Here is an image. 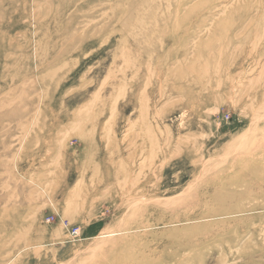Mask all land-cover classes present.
Wrapping results in <instances>:
<instances>
[{
  "label": "rangeland",
  "instance_id": "1",
  "mask_svg": "<svg viewBox=\"0 0 264 264\" xmlns=\"http://www.w3.org/2000/svg\"><path fill=\"white\" fill-rule=\"evenodd\" d=\"M257 137L264 0H0V264H264Z\"/></svg>",
  "mask_w": 264,
  "mask_h": 264
},
{
  "label": "bare ground",
  "instance_id": "2",
  "mask_svg": "<svg viewBox=\"0 0 264 264\" xmlns=\"http://www.w3.org/2000/svg\"><path fill=\"white\" fill-rule=\"evenodd\" d=\"M247 146L249 147V151H248L249 153L245 154L244 156H241L240 158L246 159V158H249L250 155H252L254 164L257 165V164L264 163V138L262 139V138L257 137L252 140H249L247 142ZM244 147L246 146L244 145ZM256 173L257 172H254L252 174H254L255 176L259 175Z\"/></svg>",
  "mask_w": 264,
  "mask_h": 264
},
{
  "label": "built area",
  "instance_id": "3",
  "mask_svg": "<svg viewBox=\"0 0 264 264\" xmlns=\"http://www.w3.org/2000/svg\"><path fill=\"white\" fill-rule=\"evenodd\" d=\"M71 235H72V236H78V235H79V230H77V229H72Z\"/></svg>",
  "mask_w": 264,
  "mask_h": 264
}]
</instances>
